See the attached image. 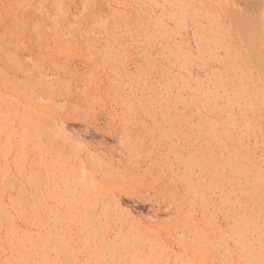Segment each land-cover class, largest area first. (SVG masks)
Masks as SVG:
<instances>
[{
	"label": "rangeland",
	"instance_id": "1",
	"mask_svg": "<svg viewBox=\"0 0 264 264\" xmlns=\"http://www.w3.org/2000/svg\"><path fill=\"white\" fill-rule=\"evenodd\" d=\"M0 264H264V0H0Z\"/></svg>",
	"mask_w": 264,
	"mask_h": 264
}]
</instances>
